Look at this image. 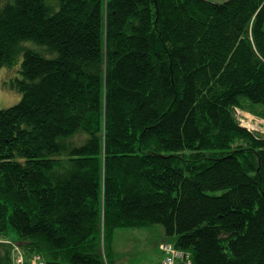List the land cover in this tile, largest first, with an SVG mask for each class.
I'll return each instance as SVG.
<instances>
[{"label":"trees","instance_id":"trees-1","mask_svg":"<svg viewBox=\"0 0 264 264\" xmlns=\"http://www.w3.org/2000/svg\"><path fill=\"white\" fill-rule=\"evenodd\" d=\"M3 67L0 264H118L152 224L264 264V133L235 111L264 119V0H0Z\"/></svg>","mask_w":264,"mask_h":264},{"label":"rangeland","instance_id":"rangeland-1","mask_svg":"<svg viewBox=\"0 0 264 264\" xmlns=\"http://www.w3.org/2000/svg\"><path fill=\"white\" fill-rule=\"evenodd\" d=\"M208 1L224 3L228 0ZM20 61L21 59L18 61V66ZM7 72V67L0 69V108H8L21 100L19 92L4 86ZM238 117L242 124L246 122L249 130L264 133V119L240 110ZM164 240V229L159 224L139 228H120L114 234L113 252L118 264H158L162 258L160 244Z\"/></svg>","mask_w":264,"mask_h":264},{"label":"built area","instance_id":"built-area-1","mask_svg":"<svg viewBox=\"0 0 264 264\" xmlns=\"http://www.w3.org/2000/svg\"><path fill=\"white\" fill-rule=\"evenodd\" d=\"M162 258L159 264H192V256L189 251L176 248L172 243L160 244ZM13 264H47L45 259L39 255L26 256L24 251L15 246L13 253Z\"/></svg>","mask_w":264,"mask_h":264},{"label":"water","instance_id":"water-1","mask_svg":"<svg viewBox=\"0 0 264 264\" xmlns=\"http://www.w3.org/2000/svg\"><path fill=\"white\" fill-rule=\"evenodd\" d=\"M237 113H238V110L236 109L235 110ZM246 123V122H245ZM245 123H243L242 125L244 126V127H247V124H245Z\"/></svg>","mask_w":264,"mask_h":264},{"label":"clouds","instance_id":"clouds-1","mask_svg":"<svg viewBox=\"0 0 264 264\" xmlns=\"http://www.w3.org/2000/svg\"><path fill=\"white\" fill-rule=\"evenodd\" d=\"M237 113V112H236ZM238 113H239V110H238ZM238 113H237V115H238ZM240 122H241V120H240ZM241 124H242V122H241Z\"/></svg>","mask_w":264,"mask_h":264}]
</instances>
